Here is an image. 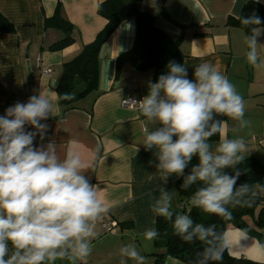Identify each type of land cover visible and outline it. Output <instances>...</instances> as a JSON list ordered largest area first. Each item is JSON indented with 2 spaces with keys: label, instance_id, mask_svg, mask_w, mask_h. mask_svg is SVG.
I'll return each mask as SVG.
<instances>
[{
  "label": "crops",
  "instance_id": "0c3cea01",
  "mask_svg": "<svg viewBox=\"0 0 264 264\" xmlns=\"http://www.w3.org/2000/svg\"><path fill=\"white\" fill-rule=\"evenodd\" d=\"M104 0H63L61 15L73 26V43L51 51L49 46L63 36L56 27H45V18L53 15L56 0H0V13L14 27L13 33H0V116L16 102L26 103L30 96L42 92L52 104V115L45 121L48 128L43 141L37 135L36 146L54 141L63 157L69 150L76 152L87 170L90 183L97 185L110 209L97 223L98 236L92 241L91 254L76 264H119L121 247L134 245L145 257L146 264H156L153 240L142 233L155 228L156 217L151 205L159 196V187L172 195L177 204L173 182L175 174L163 182L156 169L155 149L145 150L143 128L152 125L139 115L138 109L125 108L122 100H141L152 81V71H136L127 61L118 62L123 41L120 25L104 43L99 53L100 71L111 67L113 77L105 90L88 95L78 108L62 113L57 102L55 83L59 81L62 63L77 55L104 27L106 20L97 13ZM248 0H141L139 8L155 17L157 28L180 40L188 78L194 79L195 65L208 61L234 84L245 102L244 119L249 126L233 133L236 121L226 118L229 139L243 137L247 146L244 156H254L264 162V68L251 66L245 53L244 37L249 35L239 27L225 24L228 16L237 17ZM256 1V0H254ZM264 5V0L258 2ZM166 11L169 17L162 15ZM258 37L260 56L264 59V25ZM51 68L50 75L42 69ZM117 72V76L115 73ZM153 82V81H152ZM98 94V95H97ZM62 113V114H61ZM27 131H35L26 126ZM215 146L217 141H209ZM260 188H264L262 185ZM112 220L116 226L106 232L101 221ZM227 252L264 263V246L239 228L229 227L223 233ZM126 260V264H135ZM55 264H72L57 260ZM164 264H184L166 257Z\"/></svg>",
  "mask_w": 264,
  "mask_h": 264
},
{
  "label": "clouds",
  "instance_id": "9594fccd",
  "mask_svg": "<svg viewBox=\"0 0 264 264\" xmlns=\"http://www.w3.org/2000/svg\"><path fill=\"white\" fill-rule=\"evenodd\" d=\"M259 2V0H256ZM251 34L244 37L247 62L256 69L264 68L260 56L262 20L255 13L239 17ZM259 26V27H256ZM167 73L156 82L149 81L147 94L131 102L147 122L145 150L155 149V165L163 182L175 174L183 176L182 188L202 182L191 196L190 205L204 213L231 218L228 207L251 206L259 185L248 183L237 186L241 175L236 168L244 159L247 146L243 137L229 139L226 116L236 121L231 129L237 133L249 126L244 119L245 102L229 79L211 62L204 61L194 68V79L188 78L185 64L170 61ZM62 99H74V94L63 93ZM52 115L50 99L40 92L26 103L16 102L0 116V264H55L68 260L72 264L85 261L91 254L92 241L97 238V223L109 212L101 190L90 183L87 168L81 157L69 150L58 154L54 141L36 146L39 135L44 140ZM31 126L35 131H27ZM219 143L213 149L210 138L217 135ZM193 157L198 163L185 169ZM235 168L234 174L225 169ZM172 195L159 187L151 211L155 216L172 221L175 235L185 242L198 240L205 245L196 264L223 259L227 243L216 232L215 225L195 223L189 215L174 214ZM148 240L159 233L148 228L142 233ZM120 264L132 260L146 264L134 245L120 248Z\"/></svg>",
  "mask_w": 264,
  "mask_h": 264
},
{
  "label": "trees",
  "instance_id": "16d2710c",
  "mask_svg": "<svg viewBox=\"0 0 264 264\" xmlns=\"http://www.w3.org/2000/svg\"><path fill=\"white\" fill-rule=\"evenodd\" d=\"M63 0H56L54 13L51 17L45 18V27H56L63 31V36L49 46L51 51L61 50L73 43V26L61 15ZM141 0H104L97 6V13L106 20L104 27L96 34L95 38L84 45L80 52L70 60L62 63V72L55 88L57 102L62 108V113L78 108L81 101L98 91L99 78V53L104 43L118 29L120 25L126 24L129 20L135 21V41L133 47L127 52L121 53L117 61H127L136 71H152V81L156 82L161 74L167 73L166 65L170 61L182 64L183 54L180 51V40L172 37L167 32L155 25V17L142 12L139 8ZM162 15L169 17L166 11ZM258 15L264 25V5L254 0H248L241 8L237 17L228 16L225 24L227 26L239 27L251 34L250 27L241 23L239 17ZM259 27V26H256ZM13 33L14 27L9 20L0 13V33ZM117 76V72L115 73ZM74 94V99L65 100L63 93ZM98 95V94H97ZM61 113V114H62ZM226 116H218L217 119L226 120ZM218 134L209 141H217ZM198 158L193 157L192 162L185 169L184 175H188L191 167L197 164ZM241 175L237 180V186L248 183L250 185H264V162L254 156H245V159L236 166ZM235 168L225 169L232 175ZM184 177H178L173 186L176 192L177 204L172 205L174 214L180 213L189 215L195 223H202L206 227L215 225L216 232L223 238V233L229 227H236L245 233L256 238L264 246V195H257L253 198L251 206H227L231 212V218H222L215 214L204 213L201 209L190 205L189 200L194 192L202 187V182L191 185L187 189L182 188ZM155 229L159 235L153 239L156 264H164L166 257L178 259L184 264H196L199 253L204 248L203 242L194 240L185 242L175 235L172 228V221L157 216ZM209 264H264L255 262L243 257H233L224 251L223 259L220 261H209Z\"/></svg>",
  "mask_w": 264,
  "mask_h": 264
},
{
  "label": "water",
  "instance_id": "95a60500",
  "mask_svg": "<svg viewBox=\"0 0 264 264\" xmlns=\"http://www.w3.org/2000/svg\"><path fill=\"white\" fill-rule=\"evenodd\" d=\"M134 23H135L134 19H131L126 25H123L121 27V35L123 34L122 36L123 41L120 44V48H119L120 53L127 52L134 45V41H135V24ZM113 69H114V62H111V67L109 66L108 69L103 68L100 71V77H99V89L100 90H105L107 88L108 82L113 77ZM57 84L58 83L56 82L55 87L57 86Z\"/></svg>",
  "mask_w": 264,
  "mask_h": 264
},
{
  "label": "built area",
  "instance_id": "2783aa9c",
  "mask_svg": "<svg viewBox=\"0 0 264 264\" xmlns=\"http://www.w3.org/2000/svg\"><path fill=\"white\" fill-rule=\"evenodd\" d=\"M51 73V68L46 67L42 69V74L44 75H50ZM135 100V101H139L137 98L135 97H128L122 100V106L125 108H132V109H138L137 106H135L131 101ZM101 225L104 228V230L106 232H111L113 231V229L115 228V226L117 225L115 221L112 220H106V221H101Z\"/></svg>",
  "mask_w": 264,
  "mask_h": 264
},
{
  "label": "rangeland",
  "instance_id": "374dc122",
  "mask_svg": "<svg viewBox=\"0 0 264 264\" xmlns=\"http://www.w3.org/2000/svg\"><path fill=\"white\" fill-rule=\"evenodd\" d=\"M257 191H258V195H264V192H260L259 189H257Z\"/></svg>",
  "mask_w": 264,
  "mask_h": 264
}]
</instances>
